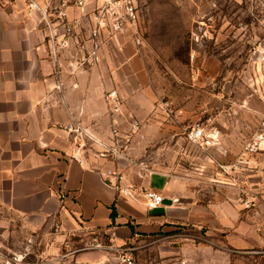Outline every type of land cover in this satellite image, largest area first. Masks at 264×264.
I'll use <instances>...</instances> for the list:
<instances>
[{
    "label": "crops",
    "instance_id": "obj_1",
    "mask_svg": "<svg viewBox=\"0 0 264 264\" xmlns=\"http://www.w3.org/2000/svg\"><path fill=\"white\" fill-rule=\"evenodd\" d=\"M34 1L54 13L62 7L69 19L80 16L72 0ZM93 5L91 0L88 7ZM40 9H29L23 0H0V264L10 252L22 258L8 232L18 223L42 230L32 238L51 240L43 256L98 239L133 246L137 264H264V153L229 168L258 126L232 116L215 94L207 129L201 126L210 143L198 145L209 159L190 157L177 135L172 171L159 155L170 149L177 129L160 120L153 79L132 33L106 40L100 64L83 67L76 44L89 37L84 29L57 61ZM110 89L121 99L117 113L105 100ZM134 118L140 127L130 134ZM72 122L92 139H76L66 128ZM262 122L255 119L256 125ZM113 126L125 146L122 157L102 146L115 144ZM78 141L86 147L78 149ZM185 157L191 171L181 166ZM115 171L126 179L109 174ZM128 184L132 196L122 189ZM143 188L161 194L163 204L148 208ZM202 231L210 238L194 235ZM141 248L144 261L136 252ZM116 258V250L92 249L65 259L115 264Z\"/></svg>",
    "mask_w": 264,
    "mask_h": 264
},
{
    "label": "rangeland",
    "instance_id": "obj_2",
    "mask_svg": "<svg viewBox=\"0 0 264 264\" xmlns=\"http://www.w3.org/2000/svg\"><path fill=\"white\" fill-rule=\"evenodd\" d=\"M140 6L144 28L141 51L158 95L160 120L177 129L169 137L173 141L170 149L159 155L173 166L172 171L176 172L177 135L179 147L190 157L209 159L198 147L203 141L190 142L185 129L197 124L207 129L215 94H220L232 116L239 114L248 127L258 126L244 144L254 133H264V0H143ZM256 118H263L262 124L256 125ZM242 153L243 148L236 160ZM185 159L181 166L191 171V159ZM8 230L13 242L18 241L12 248L23 255L6 254V264H71L65 258L76 253L74 248L61 247L43 256L46 242L51 240L32 238L42 235V230L21 223ZM194 235L210 238L204 231ZM142 249L136 252L144 261Z\"/></svg>",
    "mask_w": 264,
    "mask_h": 264
},
{
    "label": "built area",
    "instance_id": "obj_3",
    "mask_svg": "<svg viewBox=\"0 0 264 264\" xmlns=\"http://www.w3.org/2000/svg\"><path fill=\"white\" fill-rule=\"evenodd\" d=\"M29 9H40L39 5L34 0H23ZM91 0H72V5L80 11V16L74 19H69L68 14L62 7L54 12L47 9L42 11V18L47 23L49 29L47 37L49 38L53 57L58 61L59 51L70 48L71 40L75 39L76 35H80L84 29H88L89 37L87 39L77 41L76 47L82 53L80 64L81 66H97L102 60V48L106 40H113L119 34L125 31H130L135 45L140 48L143 42V23L141 3L143 0H94V5L90 8L88 4ZM54 14V17L51 15ZM55 20H54V19ZM59 64L57 63V66ZM105 100L110 106L111 113L120 111L121 99L117 89H110L105 93ZM167 106V105H165ZM140 127L138 119H132L130 134L136 133ZM66 128L78 136L85 134L92 139L86 130L78 123H69ZM119 129L116 126L112 127V136L116 139L115 144L108 146L102 143L106 150L105 152L112 153L116 157H122L124 144L118 141ZM130 135H126V141ZM185 138L193 143L203 141V144L208 145L210 140L206 137V133L200 125H194L185 129ZM79 140V139H78ZM78 149L86 147V143L78 141ZM256 153H264V133H254L244 144L242 155L232 164L230 169H237L242 165L248 164V156ZM78 157V155H77ZM225 170V169H224ZM115 179L123 182L126 177L122 173L110 172ZM123 191L129 196L133 195V185L124 186ZM142 195L145 198V203L148 208L155 209L163 204L164 197L154 191L142 190ZM100 250L106 251L109 249L116 250L117 258L115 264H137L133 255V246H114L112 243H104L98 239H93L91 242L76 249L74 252L83 250Z\"/></svg>",
    "mask_w": 264,
    "mask_h": 264
}]
</instances>
